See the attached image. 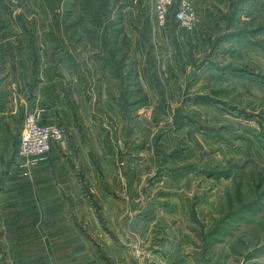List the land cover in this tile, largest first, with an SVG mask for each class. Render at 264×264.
<instances>
[{
  "label": "rangeland",
  "instance_id": "rangeland-1",
  "mask_svg": "<svg viewBox=\"0 0 264 264\" xmlns=\"http://www.w3.org/2000/svg\"><path fill=\"white\" fill-rule=\"evenodd\" d=\"M189 1L196 23L205 28L194 32L173 20L180 34L191 37L194 32L196 38L193 47L172 40L186 63L164 61L168 54L155 37L142 48L144 57L140 55L148 71L162 73L163 81L170 82L173 93L160 95L154 88L149 108L131 111V124L141 120L132 129L131 156L123 158L126 151L118 149L100 163L116 174H98L105 192L121 205L115 218L142 220L132 223L142 226L141 232L137 238L115 235L104 214L109 210L99 202L94 215L109 237L98 240L99 246L120 252L129 248L131 264H177L179 259L191 264H264V0ZM137 4L150 12L153 7L152 0H0V46L17 38L40 40L32 25L69 17L106 21V9L114 13V21L129 22L127 31L134 38L137 30L131 26L139 23V15L132 9ZM57 32L52 27L48 31L54 34V51L59 47ZM141 136L139 147L135 140ZM13 147L17 153L18 146ZM17 158L19 162L6 166L24 169V161ZM159 251L163 253L154 254ZM99 257L106 263L111 259L105 251Z\"/></svg>",
  "mask_w": 264,
  "mask_h": 264
},
{
  "label": "crops",
  "instance_id": "crops-1",
  "mask_svg": "<svg viewBox=\"0 0 264 264\" xmlns=\"http://www.w3.org/2000/svg\"><path fill=\"white\" fill-rule=\"evenodd\" d=\"M151 9L141 4L132 9L139 15V23L131 26L137 30L134 38L127 31L129 22L114 21V13L106 9V21H69V17L66 22L32 25L40 40L17 38L0 46V264H131L129 248L120 252L110 245L99 246L98 240L109 238L94 215L99 202L106 204V221L118 237L129 233L137 238L142 227L132 224L142 220L115 218L121 205L105 192L109 191L99 175L116 174L107 163H100L118 149L129 158L134 149L132 129L141 126L140 118L131 124V111L149 108L154 88L160 95L174 91L162 73L148 71L146 59L140 57L142 48L155 37L168 54L164 61L186 63L172 40L193 47V33L205 28L197 21L191 37L180 34L171 18L159 26ZM51 27L58 31L57 51L50 47ZM27 108L40 112L41 123L58 126L63 139L52 143L47 159L35 167L6 166L20 160L13 146H18ZM143 137L135 140L139 147ZM125 186L131 189L129 182ZM101 251L111 256L107 263L100 260ZM177 264L191 263L179 259Z\"/></svg>",
  "mask_w": 264,
  "mask_h": 264
},
{
  "label": "built area",
  "instance_id": "built-area-1",
  "mask_svg": "<svg viewBox=\"0 0 264 264\" xmlns=\"http://www.w3.org/2000/svg\"><path fill=\"white\" fill-rule=\"evenodd\" d=\"M153 13L159 26H165L173 19L181 28L192 30L195 27L197 13L189 0H152ZM62 139V131L56 125L40 122V112L25 114L22 130L19 134L17 155L30 168L43 161L53 142Z\"/></svg>",
  "mask_w": 264,
  "mask_h": 264
}]
</instances>
